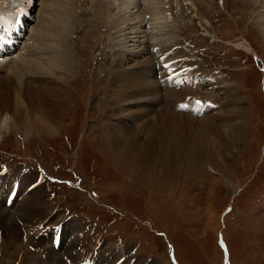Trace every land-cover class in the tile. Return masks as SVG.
Wrapping results in <instances>:
<instances>
[{
	"label": "rangeland",
	"instance_id": "rangeland-1",
	"mask_svg": "<svg viewBox=\"0 0 264 264\" xmlns=\"http://www.w3.org/2000/svg\"><path fill=\"white\" fill-rule=\"evenodd\" d=\"M4 1L0 0V4ZM242 1L170 0L163 4L169 10L165 27L159 26V14L144 17L138 9L136 12L133 9L132 13L137 15L133 16L135 25L154 37L146 40L145 45L150 48L155 44L150 50L152 54L159 53L165 46L164 49H168L179 44L184 46L183 52H188L198 62L195 64L197 69H201V76L192 75V94L189 95L192 97L188 96L186 100L197 99L203 105L209 104L207 99L211 97L217 101H212L214 110L210 109V115L202 113L198 120L208 116L207 120L216 119L212 124L221 127L224 124L220 121L221 117L229 112L226 105L232 103L229 100L233 95L227 94L231 87L242 98L241 108H245L246 112L242 135L234 134L236 136L233 137L228 134L227 128L222 130L228 135L223 141L227 157L213 149L220 131L215 138V133L199 128L202 127L200 124L193 130V135L197 137L206 133L214 150L212 157L222 158L213 159L219 163L226 160L228 165L213 166L207 162L201 168H194L183 162L170 179L163 170L154 169L142 175L128 163L125 167L117 164L111 140L106 135L104 96L105 92L113 90L109 81L118 70L116 51L127 46L124 40H117L115 44V32L112 30L113 21L122 13L118 14L120 6L114 0H75L76 14L69 20L72 23L69 24L70 41L64 45V50L71 51L68 65L72 79L65 86L60 133L53 137L32 134L26 139L16 133L11 116L5 129L0 128V168L5 167L9 174L18 168L41 170L48 177V189L56 204L45 205L46 213L23 224L20 232L21 236L24 235L23 239L20 234L17 235L24 247L19 254L12 257L4 241L0 240V264H30L33 259L37 263L38 257L41 264H74L80 256L71 251L72 244L63 246L60 239L58 250L52 244L57 235L61 237L65 234L70 238L63 230L65 228L70 232L67 223L73 220L81 221V224L85 222V226L76 233L82 235V241L80 238L79 241L86 254L99 250L106 252L109 248H127V254L132 249L140 258L151 255L154 260L147 263L153 264H264V35L261 34L264 32L251 17L257 8L246 9L244 4H240ZM114 2L117 4L114 5ZM35 3L23 30L26 37L21 45L22 51L33 44V36L38 34L36 26L41 14L46 11V0H35ZM146 4L150 7L159 4L162 12L167 14L159 0L147 3L139 0L143 9ZM27 5L28 0H7L0 6L2 34L9 33L16 16L19 19ZM120 16L119 19H122L123 15ZM61 21L59 19L58 24ZM153 23L155 26H151ZM170 23L173 24L172 29ZM168 32L180 42H171L170 37L166 40ZM242 37L248 39L259 54L257 59L252 52L234 47L240 43L238 38ZM45 41L49 44L50 37L47 36ZM0 43L3 44L2 40ZM115 45H119V49ZM158 57L156 63L159 69L155 80L163 88L162 85L171 80L166 77L171 66H166L170 62L169 57L161 60L160 53ZM179 57L184 56L180 54L173 61L179 60ZM164 68L166 70L162 71ZM132 69L134 67L129 68ZM51 80L56 81L52 78L47 80L49 85ZM201 83L204 84L199 88L197 84ZM186 88L188 86H182L177 93L173 91L174 99L178 96L175 105L184 103L183 94L188 92ZM196 88L202 89L203 94L196 96ZM207 91L212 92L204 94ZM161 95L163 103L173 100V97L165 96V91ZM176 132L179 136L181 133L182 138L178 127ZM70 182L75 183L74 187L66 184ZM21 210L19 213L25 214ZM16 218L19 219L20 215ZM28 224L32 225V229L27 228ZM42 224L43 230L51 231V235H44L49 236L46 244L51 243V247L45 244L42 248L41 242H38L43 237L39 227ZM13 237L15 235L10 236ZM102 255L98 256L100 260L105 258V253ZM81 262L85 264V258L79 264Z\"/></svg>",
	"mask_w": 264,
	"mask_h": 264
},
{
	"label": "bare ground",
	"instance_id": "bare-ground-1",
	"mask_svg": "<svg viewBox=\"0 0 264 264\" xmlns=\"http://www.w3.org/2000/svg\"><path fill=\"white\" fill-rule=\"evenodd\" d=\"M6 1L7 0L2 2L0 6H2L3 3L5 4ZM114 1L120 6L118 8H120L119 12H121L118 14L122 13L123 15V17L122 15H118L117 20L113 21L114 25L112 30L115 32V44L117 40L118 42L124 40L127 45L125 48H122V46L120 49L119 45H115L117 46L116 48L119 49L116 51L117 53L113 50L116 53L118 70H114L116 73L113 72V79L110 78L112 81H109L111 82L109 84L112 85L113 90H108V92H105L104 96L106 97L104 110L107 112L106 135L111 140L112 151L117 160V164L123 167L130 164L131 167L141 172L142 175H147L149 172L154 171V169L155 171L163 170L165 175L170 179L175 176L177 166H182L183 162H186V165L194 168H201L203 165H206L207 162H210L213 166L228 165V161L226 160L220 163L215 161L211 152L215 149L220 155L223 152V155L226 156V145H223V141L225 142L224 139L227 133L225 135L224 131H222L225 128L229 131L228 134L231 133L233 137L243 134L246 112L245 108H241L243 106L241 102L242 98L236 95V89L231 87L232 90L227 93H231L233 98L229 100L232 101V103L226 105L229 112L225 113L224 111L226 116H222L220 120L225 125L223 124L219 127L217 124H212L215 123L214 121L216 119L207 120V115L206 119L198 120L197 117L202 115V113L209 115L211 113L210 109L195 106L192 100L188 102L186 100V97L192 94L193 85L190 83L191 78L201 76V69H197V64H195L198 62L192 55L190 56L188 52H183L185 51L183 45L177 44V47L168 49H164L166 46L164 48L160 47L159 53L161 55V60L164 57H169L170 62L166 66H171V68L167 71L169 74L166 77L171 80L168 82L166 81V83L162 85L163 88L159 87V83L155 80V76L158 75L157 70L159 69L156 63L159 59V53L152 54L150 51L151 47H154L155 44L151 45L150 48L145 46L146 40H150L152 34L148 32L150 34L148 35L147 32L140 30L138 28L139 26H136L134 23L135 19L133 16L136 14L132 12L133 9L134 11L138 9L144 14V17L148 15L151 16L152 13L159 14V26L163 25L165 27L167 16L169 17V10L166 5L164 6L163 4L169 3L170 0H159L163 8L165 7L164 10L167 14L162 12L163 10L159 8V4L158 6L150 7L148 3L143 9V5L142 7L139 5V0ZM143 1L145 3L153 2V0ZM115 2L114 5L117 4ZM32 4L36 5L35 0H28L29 6H25L22 12L32 11ZM74 4L75 0H46V11L44 14H41L42 21L39 19L38 26H36L38 34L37 36H33V44L27 46L23 51L21 46L18 51L12 53H9L8 50H3L6 53L0 50V128L2 130L5 129L6 122L9 116H11L15 128L17 129L16 133L18 132L17 134L26 139L27 137L30 138L32 134L53 137L60 133V126L62 125H60V121L64 110L63 101L65 100L64 95L66 94L65 86H68L72 79L71 67L68 65V56L71 54V51L68 49L64 50V45L70 41H68V37L70 36L69 24L72 25V23L69 20L76 14H74V6L76 5ZM240 4H244L246 9L252 10L253 8H257L251 17L254 18L253 22H256L259 27H263V29L261 27L260 30L264 32V0H243ZM119 16L122 17V19H119ZM195 16L198 20V16L196 14ZM139 18H141V16ZM59 19H62L60 24H58ZM27 21L29 22V19H27ZM45 25L47 28H44ZM152 25H154V23L151 24V26ZM170 25L172 26L173 24L170 23ZM172 28L173 26L170 29ZM261 34L264 35V33ZM165 35H167V38L164 36L166 40L170 37L171 42H180L171 37V32ZM47 36L50 37L49 44H46L45 41ZM242 38L243 39L238 38L240 43L234 47L240 50L250 51L259 56L248 39L245 37ZM166 44H168L167 41ZM132 48L134 49L132 50ZM155 52H157L156 49ZM180 54H183L184 57H179L180 59L174 62L173 60L177 59ZM147 65L150 66V68H147ZM130 67H134V69L129 70ZM165 70L164 68L162 71ZM6 73L8 74L3 76ZM51 78L56 81L51 80L52 84L49 85L48 81ZM43 79H47L48 81H44ZM57 79L61 81H57ZM30 82L36 85L30 84ZM202 84L204 83L197 84V86L200 88ZM182 86H188V88H186L188 92L183 94L185 98L183 102H186L184 108L183 106L181 107L180 105L174 104L178 96L174 99L175 94L173 91L177 93L181 90L180 88ZM108 88H110V86ZM159 88H161V90H159ZM163 91L166 93L165 96L169 95L171 98L173 97V100L164 103L161 102L160 95ZM201 91L202 89L196 88L194 90L195 95H202L203 93ZM212 91H207L204 94ZM179 99H181L180 96ZM212 101H214V103L217 102L216 98L211 97L209 100L207 99L209 103H212ZM159 107H161L160 111ZM191 108L194 111L191 110ZM196 111L199 112L197 113ZM197 124L202 126L199 128L208 129L210 132L215 133L214 137L218 131H220V136L218 137L217 135V141H215L216 146L213 147V149L209 144L206 133L198 137L193 135V130ZM177 127L179 131L182 132V138L180 132V136L177 135ZM2 130L1 132L3 133ZM220 160H222V158ZM17 179H19L18 183L20 186L18 197L9 208L7 207L8 188H13V184ZM1 193L3 196H1ZM52 197L53 194L48 189V177L45 176L42 171H28L18 168L14 170L13 173H5V175L0 177V240L4 241L12 257L19 254L24 249L21 242L24 235L21 236L20 234L23 224L26 222L28 223L27 220L32 219L34 221L35 218L41 217L42 213L45 212V205H48V207H50L51 203L55 205L56 201L52 200ZM19 210L23 211L25 214L19 213ZM19 215L20 218L17 219L16 216ZM17 222H22V224H20L22 226ZM79 222L80 223L73 220L67 223L70 232L68 230L66 231L64 228L63 232H66L70 237L69 239L65 234L61 236L63 241L62 245L68 247L72 244L73 249H71V251L80 256L74 264H79V261L84 258L85 264H137L138 259H140L139 264H153L147 263L148 260H154L151 259V255H143V257L140 258L136 256L137 253H133L132 249L131 253L127 254V248L121 250L109 248L106 249L107 251L105 250L106 252L99 250L92 254H86V251L83 252L81 249L82 245L80 241H82V235L76 233L81 230V227L85 226V222L82 224L81 221ZM42 226L43 224L39 227L42 229ZM27 228L32 229V225L28 224ZM42 231L43 237L41 236L42 239H39L38 242H41L42 248H44L46 245L50 246L51 244H46L49 236H44L47 233L51 235V231L43 229ZM14 235L16 238H10V236ZM17 235H19L21 239L18 238ZM73 235L77 236V239H74ZM83 242H85V240H83ZM102 253L103 255L105 253V258L100 260L98 256ZM36 260L37 263H35V259H33L30 261V264H41L39 263L41 260L40 257L36 258ZM56 261L62 262L61 259H57ZM80 264L84 263L81 262Z\"/></svg>",
	"mask_w": 264,
	"mask_h": 264
}]
</instances>
